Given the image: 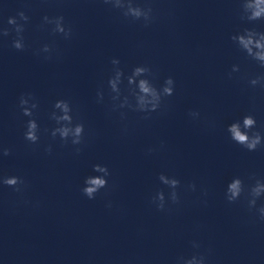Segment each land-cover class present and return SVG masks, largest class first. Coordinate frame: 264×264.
Instances as JSON below:
<instances>
[{
  "label": "clouds",
  "instance_id": "9594fccd",
  "mask_svg": "<svg viewBox=\"0 0 264 264\" xmlns=\"http://www.w3.org/2000/svg\"><path fill=\"white\" fill-rule=\"evenodd\" d=\"M105 5H109L113 10H117L120 14L130 22H140L145 28L150 27L157 20V15L152 6L151 0H145L143 4L136 0H102ZM241 12L240 19L247 23H255L264 21V0H240ZM30 17L25 11H17L15 16L7 18V25L11 27L0 26V38L8 37L14 33L12 47L17 51L26 50L25 30ZM50 27V32L53 35H60L65 40H71L73 37V29L67 24L63 15L42 17L41 29ZM236 47L243 52L248 58L255 61L261 68H264V31H257L256 28L245 27L242 31L230 37ZM54 47L49 44H44L37 51L47 54L44 58L51 59ZM113 65L112 74L109 76L107 85L111 100V111L119 112L121 121L127 119L128 113L120 111L127 109L131 112L141 113L142 119L149 120L153 113H160L165 105L168 97L175 93L176 82L172 76L164 79L162 85L157 86L154 80L157 78L156 73L148 65H137L132 68L131 73L125 75V71L120 67V60L117 58L111 59ZM239 65H233L231 74L239 72ZM127 81L125 88L124 81ZM249 84L253 87L259 85L264 89V74L258 75L249 80ZM126 93V94H125ZM104 92L97 91V102L103 101ZM18 107L21 114L29 117L26 122L24 139L32 145H38L40 142V126L35 118V110L39 104L34 93H22L19 98ZM188 115L193 119L200 117L199 111L190 110ZM49 119L55 122V127L50 130V136L53 140L59 137L60 141L67 145L69 142L74 146L76 155L82 151L80 145L84 143L85 125L82 121H77L73 116V106L69 100L59 99L53 104V110L49 114ZM257 127V121L251 114L245 115L242 119L231 123L226 131L230 139L236 144L242 146L250 152L256 151L258 148L264 147V135L260 131H253ZM124 131H127L125 127ZM44 132H49L44 129ZM163 147V145H161ZM45 151L48 154L52 153V146L49 144ZM157 151L155 148H149L148 154ZM11 155V149L0 145V158ZM92 171L95 175H88L83 180L82 194L89 200H95L101 190H113L115 185H110L108 178L111 172L107 165L94 164ZM159 182L168 189L167 195L163 189L157 190L151 196L149 203L159 212H170L173 206L181 204V189L187 191H196V184L189 183L182 185L180 179L176 176L160 173L158 175ZM249 180H254V183L245 184L244 180L239 176L233 177L227 184L225 189V199L229 204H234L241 199L246 201L249 211L255 210V214L261 222H264V204L257 207V201L264 197V180L257 179L255 176H250ZM0 184L11 188L15 193L22 198L29 188L28 182L21 176L4 175L0 176ZM207 190H202V195L207 196ZM25 204L30 203L28 200L23 201ZM204 203H207L204 201ZM107 207L111 208V202ZM193 251L190 255H178L175 257L173 264H210V256L212 250L206 249L201 251V245L197 241H192Z\"/></svg>",
  "mask_w": 264,
  "mask_h": 264
}]
</instances>
